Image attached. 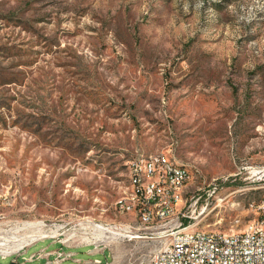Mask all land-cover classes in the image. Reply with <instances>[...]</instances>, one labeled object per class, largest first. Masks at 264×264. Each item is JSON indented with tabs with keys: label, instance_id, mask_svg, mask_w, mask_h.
<instances>
[{
	"label": "rangeland",
	"instance_id": "374dc122",
	"mask_svg": "<svg viewBox=\"0 0 264 264\" xmlns=\"http://www.w3.org/2000/svg\"><path fill=\"white\" fill-rule=\"evenodd\" d=\"M157 153L193 167L186 224L233 233L259 216L264 0H0V241L25 222L61 239L130 224L128 167ZM169 241L136 223L62 264H150Z\"/></svg>",
	"mask_w": 264,
	"mask_h": 264
},
{
	"label": "built area",
	"instance_id": "2783aa9c",
	"mask_svg": "<svg viewBox=\"0 0 264 264\" xmlns=\"http://www.w3.org/2000/svg\"><path fill=\"white\" fill-rule=\"evenodd\" d=\"M195 176L192 166L179 163L164 153L137 158L128 167L129 190L116 204L119 213L134 216L130 224L105 226L92 223L81 226L82 231H69L67 237L61 239V234L56 235L55 226L52 229V226L40 222H25L16 227L23 233L13 239L15 251L8 255L0 252V256L3 259L13 257L11 263L21 264L18 262L21 255L31 246L48 239L59 244L60 248H43L32 254L29 262L46 260L44 264H62L76 255L72 249L86 246L94 247L92 254H105L106 249L101 243L107 233L118 236L121 231L140 223L149 229L165 228L170 237L164 248L154 252L150 264H264V204L259 206V216L240 231L225 233L198 229L196 224L185 222L191 218L186 208L195 197L188 196ZM216 193L217 189L210 187L202 213L208 209L209 201ZM42 232L48 234L35 238ZM92 262L112 264L101 259Z\"/></svg>",
	"mask_w": 264,
	"mask_h": 264
},
{
	"label": "bare ground",
	"instance_id": "6f19581e",
	"mask_svg": "<svg viewBox=\"0 0 264 264\" xmlns=\"http://www.w3.org/2000/svg\"><path fill=\"white\" fill-rule=\"evenodd\" d=\"M109 239V237H107ZM10 242L7 239L0 241V252L4 255L13 253L15 250L12 247H9Z\"/></svg>",
	"mask_w": 264,
	"mask_h": 264
},
{
	"label": "crops",
	"instance_id": "0c3cea01",
	"mask_svg": "<svg viewBox=\"0 0 264 264\" xmlns=\"http://www.w3.org/2000/svg\"><path fill=\"white\" fill-rule=\"evenodd\" d=\"M180 163V162H179ZM183 164H189V163H183Z\"/></svg>",
	"mask_w": 264,
	"mask_h": 264
},
{
	"label": "water",
	"instance_id": "95a60500",
	"mask_svg": "<svg viewBox=\"0 0 264 264\" xmlns=\"http://www.w3.org/2000/svg\"><path fill=\"white\" fill-rule=\"evenodd\" d=\"M10 264H15V263H10Z\"/></svg>",
	"mask_w": 264,
	"mask_h": 264
}]
</instances>
